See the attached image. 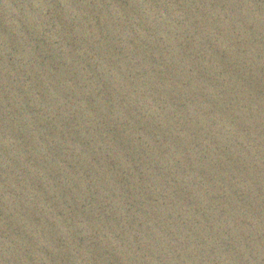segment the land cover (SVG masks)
I'll return each mask as SVG.
<instances>
[{
    "label": "water",
    "instance_id": "obj_1",
    "mask_svg": "<svg viewBox=\"0 0 264 264\" xmlns=\"http://www.w3.org/2000/svg\"><path fill=\"white\" fill-rule=\"evenodd\" d=\"M0 264H264V0H0Z\"/></svg>",
    "mask_w": 264,
    "mask_h": 264
}]
</instances>
